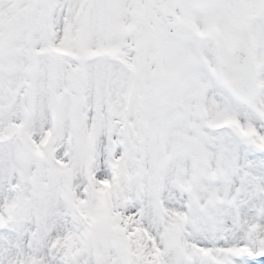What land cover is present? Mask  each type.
I'll use <instances>...</instances> for the list:
<instances>
[{"label":"snow or ice","instance_id":"obj_1","mask_svg":"<svg viewBox=\"0 0 264 264\" xmlns=\"http://www.w3.org/2000/svg\"><path fill=\"white\" fill-rule=\"evenodd\" d=\"M0 264H264V0H0Z\"/></svg>","mask_w":264,"mask_h":264}]
</instances>
